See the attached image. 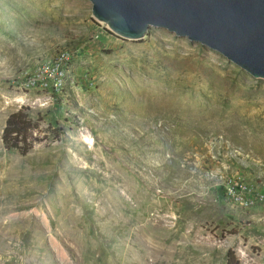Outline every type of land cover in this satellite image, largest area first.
<instances>
[{
  "label": "rangeland",
  "instance_id": "1",
  "mask_svg": "<svg viewBox=\"0 0 264 264\" xmlns=\"http://www.w3.org/2000/svg\"><path fill=\"white\" fill-rule=\"evenodd\" d=\"M21 108L26 154L1 140ZM229 249L264 264V79L163 28L121 38L89 0H0V264Z\"/></svg>",
  "mask_w": 264,
  "mask_h": 264
},
{
  "label": "water",
  "instance_id": "2",
  "mask_svg": "<svg viewBox=\"0 0 264 264\" xmlns=\"http://www.w3.org/2000/svg\"><path fill=\"white\" fill-rule=\"evenodd\" d=\"M113 34L138 40L150 27L198 42L264 79V0H89Z\"/></svg>",
  "mask_w": 264,
  "mask_h": 264
},
{
  "label": "trees",
  "instance_id": "3",
  "mask_svg": "<svg viewBox=\"0 0 264 264\" xmlns=\"http://www.w3.org/2000/svg\"><path fill=\"white\" fill-rule=\"evenodd\" d=\"M38 125L33 121L23 108L18 109L8 115L2 129L1 140L6 149H16L22 154H26L32 147V141L28 139L32 135L33 129ZM226 264H240L235 252L231 249L227 251Z\"/></svg>",
  "mask_w": 264,
  "mask_h": 264
},
{
  "label": "bare ground",
  "instance_id": "4",
  "mask_svg": "<svg viewBox=\"0 0 264 264\" xmlns=\"http://www.w3.org/2000/svg\"><path fill=\"white\" fill-rule=\"evenodd\" d=\"M16 101H18V102H23L24 100H23V98L22 97H20L19 96V98H17V99H15ZM88 136V135H87ZM87 136H85V135H83V140H85L86 142H88L90 145H92V143H93V141L89 138V137H87Z\"/></svg>",
  "mask_w": 264,
  "mask_h": 264
},
{
  "label": "built area",
  "instance_id": "5",
  "mask_svg": "<svg viewBox=\"0 0 264 264\" xmlns=\"http://www.w3.org/2000/svg\"><path fill=\"white\" fill-rule=\"evenodd\" d=\"M226 194L229 195V196H233L234 192L231 188H228L227 191H226ZM244 200L246 201V204L249 203V199L247 197L244 198Z\"/></svg>",
  "mask_w": 264,
  "mask_h": 264
}]
</instances>
